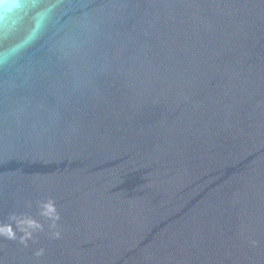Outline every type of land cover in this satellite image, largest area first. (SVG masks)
Listing matches in <instances>:
<instances>
[{"label":"water","instance_id":"95a60500","mask_svg":"<svg viewBox=\"0 0 264 264\" xmlns=\"http://www.w3.org/2000/svg\"><path fill=\"white\" fill-rule=\"evenodd\" d=\"M0 264H264V0H0Z\"/></svg>","mask_w":264,"mask_h":264},{"label":"snow or ice","instance_id":"6c2138e0","mask_svg":"<svg viewBox=\"0 0 264 264\" xmlns=\"http://www.w3.org/2000/svg\"><path fill=\"white\" fill-rule=\"evenodd\" d=\"M4 60H5V57L0 56V64H2L4 62Z\"/></svg>","mask_w":264,"mask_h":264}]
</instances>
